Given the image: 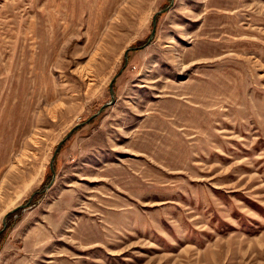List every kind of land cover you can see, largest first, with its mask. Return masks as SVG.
Returning a JSON list of instances; mask_svg holds the SVG:
<instances>
[{
  "label": "rangeland",
  "instance_id": "374dc122",
  "mask_svg": "<svg viewBox=\"0 0 264 264\" xmlns=\"http://www.w3.org/2000/svg\"><path fill=\"white\" fill-rule=\"evenodd\" d=\"M27 200L0 264H264V0H0V229Z\"/></svg>",
  "mask_w": 264,
  "mask_h": 264
},
{
  "label": "water",
  "instance_id": "95a60500",
  "mask_svg": "<svg viewBox=\"0 0 264 264\" xmlns=\"http://www.w3.org/2000/svg\"><path fill=\"white\" fill-rule=\"evenodd\" d=\"M165 9H166V7H163V8L159 9L158 11H156V12L153 14V16H152V27H151V30H150V32H149V35H148V37H147V39H146V41H145V44H147V43L153 38V36H154V33H155V24H156V15L158 14V12H162V11H164ZM134 48H137V46H133V45H131V46H129V47H127V48L125 49V51H124V65H125V63L127 62V53H128V50H130V49H134ZM121 68H122V67H121ZM118 71L120 72L121 70H118ZM116 75H117V74H114L113 77L111 78L110 82H109V91H110V99H109V101H106V102L102 103L101 106L98 108V110H97L96 112H94L93 114H91V115L87 118V120H88L89 118L93 117L94 115H96L99 111H101V110L103 109L104 106H106V105H108V104H110V103H112V102L114 101V92H113V88H112V81H113V79H114V77H115ZM74 127H75V126H74ZM74 127L70 128V129L66 132L65 136H64L61 140H59V142L57 143L55 149L53 150V153H52L51 158H50V163H49V167H50V170H51V173H52V174H51V180L45 185L44 189L48 188V186H49L50 183L52 182V178L54 177V166H53V161H54V158H55V154H56V152H57V150H58V147H59L60 144L64 141V139H66V137H68V136L71 134V132H72V130H73ZM28 202H29V200H27L26 203H24V204H20V205L17 206V207L25 208V206L27 205ZM15 208H16V207H15ZM6 215H7V212L5 213V215H4V217H3V226H2V228L0 229V231L3 229V227H4L5 224H6V222H5V217H6Z\"/></svg>",
  "mask_w": 264,
  "mask_h": 264
},
{
  "label": "trees",
  "instance_id": "16d2710c",
  "mask_svg": "<svg viewBox=\"0 0 264 264\" xmlns=\"http://www.w3.org/2000/svg\"><path fill=\"white\" fill-rule=\"evenodd\" d=\"M157 15H158V14H157ZM156 19H157V16H156ZM138 46H139V45H138ZM45 185H46V184H45ZM42 191H43V188H42L41 190H38L37 193H42ZM34 194H36V191H35ZM34 194H33V195H34ZM33 195H32V196H33ZM39 195H40V194H39ZM39 195H37V196L39 197ZM32 198H33V197H32ZM31 200H32V199H31ZM31 200H30V201H31ZM21 209H22V207H16V208L13 209L11 212H8V213H7L6 218L8 219V215H9V214L12 215L13 212L18 211V210H21ZM15 213H16V212H15ZM11 215H10V216H11ZM0 235H1V232H0Z\"/></svg>",
  "mask_w": 264,
  "mask_h": 264
},
{
  "label": "bare ground",
  "instance_id": "6f19581e",
  "mask_svg": "<svg viewBox=\"0 0 264 264\" xmlns=\"http://www.w3.org/2000/svg\"><path fill=\"white\" fill-rule=\"evenodd\" d=\"M155 34V33H154ZM74 129V128H73Z\"/></svg>",
  "mask_w": 264,
  "mask_h": 264
}]
</instances>
